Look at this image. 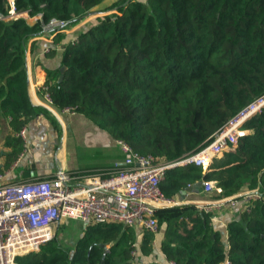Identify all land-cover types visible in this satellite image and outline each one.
Listing matches in <instances>:
<instances>
[{
	"label": "trees",
	"instance_id": "obj_1",
	"mask_svg": "<svg viewBox=\"0 0 264 264\" xmlns=\"http://www.w3.org/2000/svg\"><path fill=\"white\" fill-rule=\"evenodd\" d=\"M103 1L15 0V8L71 25ZM110 10L116 12L93 19L68 40L54 38L61 60L43 86L56 112L69 108L133 152L177 162L264 95V0H117L104 12ZM7 16L6 0H0V117L12 131L5 145L18 154L23 141L16 134L34 117L57 122L27 91L26 48L39 36L40 21ZM243 127L253 134L238 142L241 157L225 153L205 173L192 164L166 170L164 196L173 199L199 181L215 182L225 198L257 183L264 191V108ZM156 218L164 264H264L263 201L243 206L227 224L226 241L210 215L192 206L174 213L164 208ZM154 236L121 224L89 225L72 246L55 235L16 264H137L153 256Z\"/></svg>",
	"mask_w": 264,
	"mask_h": 264
},
{
	"label": "built area",
	"instance_id": "obj_2",
	"mask_svg": "<svg viewBox=\"0 0 264 264\" xmlns=\"http://www.w3.org/2000/svg\"><path fill=\"white\" fill-rule=\"evenodd\" d=\"M6 3L8 16L5 19L29 17L27 12H16L15 0H6ZM31 18L40 21L38 37L42 39H52L68 27L62 19L50 18L43 22L40 14ZM42 92L43 101L39 105L56 115L47 88L43 86ZM263 108L264 95L240 110L206 146L177 162L137 154L126 143L117 140L124 156L107 170L70 172L59 169L42 178L8 183L4 181L7 172H0V264H16L17 257L37 252L68 220L85 225L121 224L155 234L157 212L172 204L160 188L166 170L186 164L202 170L208 168L223 153L234 150L241 139L253 134L243 125ZM59 113L75 114L69 108ZM16 136L25 142V127ZM201 182L204 194L220 193L215 182ZM238 200L245 206L252 200L264 202V191L257 183L253 189L243 190L228 199L233 205Z\"/></svg>",
	"mask_w": 264,
	"mask_h": 264
},
{
	"label": "crops",
	"instance_id": "obj_3",
	"mask_svg": "<svg viewBox=\"0 0 264 264\" xmlns=\"http://www.w3.org/2000/svg\"><path fill=\"white\" fill-rule=\"evenodd\" d=\"M116 1L117 0H104L100 5L93 8L86 18L77 23L68 25L67 29L60 33V35L65 37V40H68L88 22L95 19H92L93 16H102L110 14V12L112 13L113 11L116 12V10L104 12L106 8H104L103 11L93 12L95 11L94 9L100 8L102 4L109 2L113 4ZM23 19H26L28 23L34 22V18L31 17H23ZM56 36L57 35L49 40L39 37L33 38L29 40L26 48L25 56L28 96L33 105L40 107H42L39 105V102L43 101L42 87L46 81L47 72L57 68L61 60L62 48L58 44H53ZM32 41L36 42L34 49H31ZM51 47L54 48L51 49ZM50 51H52V53H50ZM42 108L45 109L44 107ZM47 112L49 111L47 110ZM50 114L55 118L57 123L52 122V120L45 114L37 115L28 123L25 127L26 140L22 143L23 149L18 154L12 152V147L5 145V138L11 135L12 131L9 127L8 119L0 117V172H7V175L4 178V181L7 183L42 178L54 174L59 169L67 171L64 155L65 152H67L68 144H71L75 148H81L80 146L85 144L88 149L98 150V156L95 155V159L89 163L90 165H85L86 167L78 170L80 172L107 170L113 165V163L123 159L124 155L116 143L117 140H113L105 131L97 128L84 116L79 114H60L59 112H56V115L52 113ZM85 145L83 147L84 149ZM42 146H46L49 150L43 151ZM57 146H59V148H57ZM225 153L241 157L239 154L235 153V149ZM225 153L217 159H221ZM53 154L57 160V163L55 164L52 163ZM212 163L208 168L205 170L203 169V171L208 172ZM14 164L15 166H13ZM257 179H259V176H257ZM246 189L248 188L243 186L235 194L226 198L217 192L204 194L202 192V187H200L198 191L185 190L182 194L171 199L172 204L166 206L165 209L170 213H174V211H177V209L180 210L184 206H192L198 210H203L210 215L213 229L219 231L222 239L226 241L227 224L236 219L243 206H245L241 200H238L237 203L233 205L228 199ZM221 200L225 201H223V203H218V201ZM66 223L62 226H65ZM78 228L83 229V226L78 225ZM78 231L79 230H77V233ZM76 235L77 234L75 233L72 234L71 239L76 240ZM162 236L163 229L157 235V238L161 239ZM158 241L159 240H156L157 244ZM156 251L157 252L155 253L153 252V256L147 258L141 257L140 261L142 262H138L137 264H146V262L149 261L164 264V256L159 252L158 248Z\"/></svg>",
	"mask_w": 264,
	"mask_h": 264
},
{
	"label": "rangeland",
	"instance_id": "obj_4",
	"mask_svg": "<svg viewBox=\"0 0 264 264\" xmlns=\"http://www.w3.org/2000/svg\"><path fill=\"white\" fill-rule=\"evenodd\" d=\"M110 4H112V3L109 2V3L102 4L100 6V8L94 9L95 11H93V12L103 11L104 8H107L108 6H110ZM113 13H115V11H113L112 13L110 12V14H113ZM100 16L101 15H95L92 17V19L100 17ZM84 145L85 144L81 145L80 146L81 148H77V147L75 148L71 144H68L67 152H65V155H64L67 171L76 172L78 170H81L83 167H86L85 165H90L89 163H91V161H93L95 159V155L98 156V150L88 149L87 145H85V149H84L83 148ZM33 148H35V147H33ZM57 148H59V146H57ZM42 149H43V151L49 150V148H47L46 146H42ZM52 163H54V164L57 163V160L54 157V154L52 156ZM66 222H65L66 223L65 226H60L57 229L55 235L58 236L59 240H61L64 244H66L68 246H72L75 239H71L70 238L71 235L74 233L79 235L80 231L82 230V229L78 228V225H80V226L82 225L83 228L87 227L89 225H85V224L81 223L80 221H76V220H68ZM76 229L79 230L78 233H77ZM156 233H155L156 235L154 236V240H153V242L154 241L155 242L152 243L154 253L157 252L156 250L158 248L156 240H157V235L159 233H158V231ZM64 238H66V239H64ZM137 240L138 241L140 240L139 236H138Z\"/></svg>",
	"mask_w": 264,
	"mask_h": 264
},
{
	"label": "water",
	"instance_id": "obj_5",
	"mask_svg": "<svg viewBox=\"0 0 264 264\" xmlns=\"http://www.w3.org/2000/svg\"><path fill=\"white\" fill-rule=\"evenodd\" d=\"M65 69H66L65 67H61L60 68V76H59L58 82H61L62 81V79H63V73H64ZM203 173H205V171H203ZM201 185H202V182L199 181V182L195 183V185L193 187H188L187 188V191H191V190L198 191L199 188L201 187Z\"/></svg>",
	"mask_w": 264,
	"mask_h": 264
}]
</instances>
